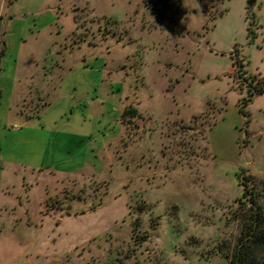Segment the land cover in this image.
I'll return each mask as SVG.
<instances>
[{"label":"rangeland","instance_id":"rangeland-1","mask_svg":"<svg viewBox=\"0 0 264 264\" xmlns=\"http://www.w3.org/2000/svg\"><path fill=\"white\" fill-rule=\"evenodd\" d=\"M0 14V121L18 64L32 86L0 127V264H229L242 178L264 179V0Z\"/></svg>","mask_w":264,"mask_h":264},{"label":"trees","instance_id":"trees-1","mask_svg":"<svg viewBox=\"0 0 264 264\" xmlns=\"http://www.w3.org/2000/svg\"><path fill=\"white\" fill-rule=\"evenodd\" d=\"M249 90H254V93H263L264 86H255ZM241 112L246 114L244 109H241ZM138 117H140L138 110L130 106L124 111L122 120ZM241 186L243 187L242 197L246 202L241 217L240 235L230 256L229 264H264V179L253 175L243 176Z\"/></svg>","mask_w":264,"mask_h":264},{"label":"crops","instance_id":"crops-1","mask_svg":"<svg viewBox=\"0 0 264 264\" xmlns=\"http://www.w3.org/2000/svg\"><path fill=\"white\" fill-rule=\"evenodd\" d=\"M1 19H2V16L0 14V27H1ZM8 51V47H7V44H6V41L2 38L0 39V73L2 71V61L6 55ZM16 71H17V74L15 75V78L11 84V90H10V95H9V100H11L10 102V105H9V112H12L13 111V107L14 105H16V107L20 106V104H16V101H18L17 103H19L21 101L22 98H24L25 96H27L29 93H31V87L32 86H24L22 88H20L18 82H19V78H20V73H21V66L20 64H18L16 67ZM37 94L40 96H42V94L44 93V91L42 89H40V87L37 88L36 90ZM7 110L5 111V115L3 116V120L0 121V127L2 128H6V127H9V126H12V125H15V128H18V120H14L12 119V122H9L8 120H10L7 116ZM20 115L22 116H26L27 118H31L32 116L31 115H27L26 112L22 109L20 110ZM33 116H35V114H32ZM37 116V115H36ZM2 117V116H1ZM6 131V130H5ZM15 134L18 132V131H14ZM1 149H4V148H1ZM0 149V150H1ZM1 153H3V150L1 151ZM1 153H0V157H1ZM0 161H3V160H0ZM3 163L6 164V162L3 161ZM8 164L12 163V162H7ZM79 169H82V167H78L76 169H73L70 174H73L75 171L79 170Z\"/></svg>","mask_w":264,"mask_h":264}]
</instances>
